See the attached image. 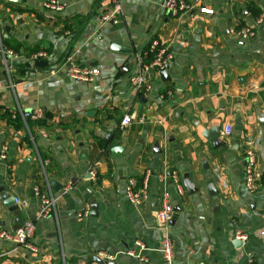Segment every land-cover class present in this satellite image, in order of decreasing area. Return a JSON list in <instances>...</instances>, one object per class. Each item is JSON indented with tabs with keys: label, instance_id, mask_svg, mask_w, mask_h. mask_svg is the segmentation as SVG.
<instances>
[{
	"label": "crops",
	"instance_id": "0c3cea01",
	"mask_svg": "<svg viewBox=\"0 0 264 264\" xmlns=\"http://www.w3.org/2000/svg\"><path fill=\"white\" fill-rule=\"evenodd\" d=\"M20 1L0 0V145L8 149L0 162V188L27 206L8 212L0 203V229L34 222L38 252L0 240V264H96L100 252L113 257L101 260L105 264H162L164 232L155 216L164 196L179 209L168 233L177 264H264V185L252 194L243 186L244 149L254 151L264 172V0H185L192 11L178 17L164 14L162 0H122L123 22L101 28L97 17L106 0H59L65 5L60 13L44 10L45 0ZM201 7L213 15L200 14ZM247 7L260 11L261 24ZM238 24L253 27L254 38L239 39ZM153 39L172 55L169 81L152 73L151 94L136 97L128 83L133 53ZM1 41L18 53L4 61ZM35 51L47 54V69L32 67ZM72 54L75 64L99 70L93 84L65 75ZM166 92L170 96L160 99ZM34 108L45 116L27 127L15 130L4 119ZM129 108L134 119L118 131ZM226 125L232 134L223 138ZM211 127L219 128L223 143L216 149L202 135ZM114 146L124 149L122 155H110ZM94 162L92 180L87 170ZM172 172L181 186L189 179L197 193L187 195L182 186L179 195ZM129 178L147 183L140 208L126 200ZM52 182L61 186L58 192ZM208 183L217 195H208ZM65 187H71L67 195ZM35 189L55 202L44 219H37ZM85 207L89 216L78 219ZM236 235L245 238H235L239 247L233 245ZM136 241L147 248L145 262L126 255L136 251Z\"/></svg>",
	"mask_w": 264,
	"mask_h": 264
},
{
	"label": "built area",
	"instance_id": "2783aa9c",
	"mask_svg": "<svg viewBox=\"0 0 264 264\" xmlns=\"http://www.w3.org/2000/svg\"><path fill=\"white\" fill-rule=\"evenodd\" d=\"M106 6L103 11L97 17L98 28L105 25L117 26L123 22V8L122 0H106ZM162 9L166 16L178 17L182 14L192 11V7L185 0H162ZM65 5L59 0H45L42 4V8L51 13H60L63 11ZM200 14L213 15V10L205 7L199 8ZM263 22V16L256 19V25ZM235 35L239 39H253L255 36L254 28L243 27L235 32ZM95 39L100 41V35L95 34ZM3 59L5 61L6 56H14L10 50H1ZM74 54H78L75 51ZM151 57L150 61H147L148 57ZM133 63L135 72L128 79L130 88L132 89L136 97L146 96L151 94L152 86L148 81V76L152 73L159 75V73L168 67L169 62L172 60V55L165 48L160 46L158 40L153 39L147 49L142 52L133 53ZM30 62L34 61H47L48 56L44 52H38L30 57ZM65 75L72 81L93 84L99 76V70L94 66H83L74 63L73 54L68 55L65 60ZM166 95L170 96V92L161 94L160 99ZM126 114L123 115L121 121L117 126V130L121 131L128 128L133 119L134 114L131 108H129ZM45 111L42 108H34L30 110L17 109L10 114L11 120H20L24 127H27L28 123H35L43 120ZM232 134V129L229 125H226L222 131L223 138H228ZM7 147L0 145V162L6 161L7 158ZM96 166L97 162L92 163L88 170L87 175L89 179L94 180L96 177ZM171 178L174 184H176L179 195H182V186L178 184L176 173H171ZM264 185V172L258 168L257 159L252 149H244V181L243 186L247 193L252 194L258 188V186ZM71 190V187H65L63 195H67ZM35 195L39 199V213L37 219H44L48 217L54 210V199L47 194L45 191L35 189ZM124 193L128 203L134 208H140L144 205L148 198L147 183H137L134 178H129L126 181L124 187ZM14 204L18 207H26V201L14 198ZM89 216V208L85 209L77 214L78 219L87 218ZM157 225L164 232L158 252L162 261V264H177L173 257V244L170 236L168 235L170 229V222L174 217V208L170 200L164 196L160 201V206L156 212ZM35 231V224L32 221L25 220L20 225L16 226L10 231L0 229V240L9 242L15 249H24L31 253H37L38 250L33 244V236ZM235 238L244 240V236L236 235ZM135 250H129L126 255L134 258L140 262H145L144 252L147 250L146 246L140 241L134 243ZM97 258L105 261H112L113 257L107 255L104 252H100Z\"/></svg>",
	"mask_w": 264,
	"mask_h": 264
},
{
	"label": "water",
	"instance_id": "95a60500",
	"mask_svg": "<svg viewBox=\"0 0 264 264\" xmlns=\"http://www.w3.org/2000/svg\"><path fill=\"white\" fill-rule=\"evenodd\" d=\"M9 3H15V4H19L21 1L20 0H7ZM113 50L115 51H119V52H124V53H129V51H125L124 49H122L121 47L112 46ZM32 67L34 69H47L48 68V62L47 61H34L32 64ZM159 77L161 79L162 82H168L169 81V76H168V67L165 68V70L161 71L159 73ZM145 103V98L142 97L140 99V104H144ZM140 107V105L138 106V108ZM259 124L260 125H264V119H260L259 120ZM219 128L218 127H211L209 130L205 131L202 135L205 138L206 141L210 142L213 149H216L218 147H221L223 143L220 142L219 136ZM111 140V135L108 134L105 137L104 140V146H108L109 142ZM124 149L120 146H114V147H110L109 148V152L110 155L112 157H116V156H120L122 155ZM203 167H207L204 163H203ZM88 176V175H87ZM89 178V176H88ZM182 186L186 191L187 195H192L197 193V188L195 186H193V184L191 183V181L187 178L182 180ZM52 187L53 190L55 192H58L61 189V186L59 184H57L56 182H52ZM206 191L208 193L209 196H215L217 195V191L215 190L214 186L212 183H208L206 186ZM13 197L10 195V193H8L6 191V189L4 188H0V203L2 204L3 207H5V209L8 212H15V211H19V207L17 205L14 204L13 201ZM90 216L91 217H95L97 215L96 210H97V205L91 203L90 205ZM179 213V209L178 208H174V214H178ZM175 220V216L173 218V220L170 222V225L173 224V221ZM263 238H264V234H263ZM233 240V245L234 246H241L242 242L238 241L237 239H235V237H232ZM94 263L96 264H105L101 261V259L94 257L93 259Z\"/></svg>",
	"mask_w": 264,
	"mask_h": 264
},
{
	"label": "trees",
	"instance_id": "16d2710c",
	"mask_svg": "<svg viewBox=\"0 0 264 264\" xmlns=\"http://www.w3.org/2000/svg\"><path fill=\"white\" fill-rule=\"evenodd\" d=\"M247 12L254 19L258 18L260 16V14H261L258 9L250 8V7L249 8L247 7ZM242 27H243L242 24H238L237 27H236V30H239ZM1 46H2V49H4V50H10L14 55L18 53L17 48L15 46H12L11 44H9L6 41H1ZM35 53H38V51L31 52L29 56H31V55H33ZM23 67H25V66H23ZM4 119H5L6 123L9 124L10 126H12V128L15 129V130H18L20 127L23 126L22 123L20 122V120H18V119L11 120L10 119V114H8V113L5 114Z\"/></svg>",
	"mask_w": 264,
	"mask_h": 264
}]
</instances>
